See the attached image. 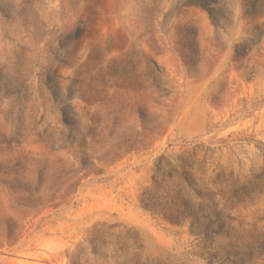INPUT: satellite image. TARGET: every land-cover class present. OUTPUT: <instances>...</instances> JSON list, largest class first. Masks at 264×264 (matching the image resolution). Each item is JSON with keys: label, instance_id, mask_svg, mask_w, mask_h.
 Returning a JSON list of instances; mask_svg holds the SVG:
<instances>
[{"label": "rangeland", "instance_id": "374dc122", "mask_svg": "<svg viewBox=\"0 0 264 264\" xmlns=\"http://www.w3.org/2000/svg\"><path fill=\"white\" fill-rule=\"evenodd\" d=\"M0 264H264V0H0Z\"/></svg>", "mask_w": 264, "mask_h": 264}]
</instances>
